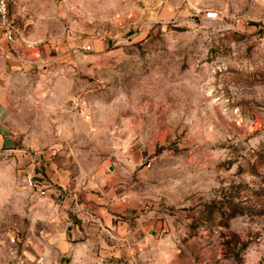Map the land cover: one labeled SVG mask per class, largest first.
I'll return each mask as SVG.
<instances>
[{
    "label": "rangeland",
    "instance_id": "obj_1",
    "mask_svg": "<svg viewBox=\"0 0 264 264\" xmlns=\"http://www.w3.org/2000/svg\"><path fill=\"white\" fill-rule=\"evenodd\" d=\"M11 14L0 264H264V0H12ZM40 155L76 199L52 210L27 184ZM100 207L112 237L88 242L73 227Z\"/></svg>",
    "mask_w": 264,
    "mask_h": 264
},
{
    "label": "crops",
    "instance_id": "obj_2",
    "mask_svg": "<svg viewBox=\"0 0 264 264\" xmlns=\"http://www.w3.org/2000/svg\"><path fill=\"white\" fill-rule=\"evenodd\" d=\"M4 47L5 44H8L4 40H0ZM6 120L5 116V110L2 108L0 105V147L2 148H9L14 146L15 139L13 136L6 134L8 126L3 123V121ZM36 160L35 163L31 164L30 167L27 169L29 174H32L36 177V179L42 184L44 188L47 189V204L50 209L54 210L56 209V206L59 205V199L58 195L67 192L69 189L70 195H72L71 200L76 199L78 197V193L75 189L76 185L70 184L69 179H67V174L68 171H64L63 168H58L55 164L52 162L49 163L45 161L43 162L44 159L46 160V157L43 159L42 156L40 155ZM109 172L111 174H106L103 169H100L99 174L96 177L94 181H91L93 186H98L99 189L100 187L104 186L105 184L108 186L112 185V165L110 166ZM28 174V175H29ZM66 178V179H65ZM79 183V182H78ZM73 187V188H71ZM108 188V187H107ZM110 197V201L112 202V191L108 193ZM94 198V194L92 196ZM68 201V197H66V201ZM112 210V208H111ZM103 211V215H102ZM95 214L92 216V221H86L84 224H82L83 230L77 229L78 226L73 227V231H78L86 235L85 240L90 242L95 239L103 240V237L108 239L109 237L107 236V232H109L110 236L112 237V214H111V219L110 222L106 216V212L103 207H100L96 210L93 211ZM61 213L63 214V210H61ZM55 216V214H54ZM52 218H54L52 216ZM69 232H72V228L69 227ZM110 241L112 242V238H110Z\"/></svg>",
    "mask_w": 264,
    "mask_h": 264
},
{
    "label": "built area",
    "instance_id": "obj_3",
    "mask_svg": "<svg viewBox=\"0 0 264 264\" xmlns=\"http://www.w3.org/2000/svg\"><path fill=\"white\" fill-rule=\"evenodd\" d=\"M11 1L12 0H0V40H4L7 43L14 42L19 32V28L12 18ZM5 51L6 48L0 43V57L4 55ZM26 182L33 189H36L41 196H47V189L42 186L34 175L29 174L26 177Z\"/></svg>",
    "mask_w": 264,
    "mask_h": 264
}]
</instances>
